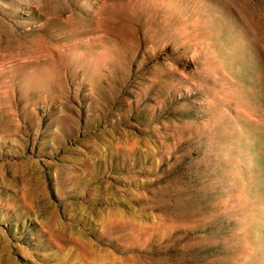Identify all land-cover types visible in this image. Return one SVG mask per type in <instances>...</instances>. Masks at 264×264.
Here are the masks:
<instances>
[{
    "label": "rangeland",
    "instance_id": "obj_1",
    "mask_svg": "<svg viewBox=\"0 0 264 264\" xmlns=\"http://www.w3.org/2000/svg\"><path fill=\"white\" fill-rule=\"evenodd\" d=\"M0 264H264V0H0Z\"/></svg>",
    "mask_w": 264,
    "mask_h": 264
}]
</instances>
